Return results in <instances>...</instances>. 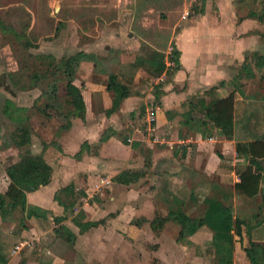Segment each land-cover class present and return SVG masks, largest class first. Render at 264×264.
<instances>
[{
    "label": "rangeland",
    "instance_id": "1",
    "mask_svg": "<svg viewBox=\"0 0 264 264\" xmlns=\"http://www.w3.org/2000/svg\"><path fill=\"white\" fill-rule=\"evenodd\" d=\"M100 1L105 3L104 7L97 6ZM115 2L0 0V6L6 7L3 16L6 30H0V100L3 96L19 100L14 102L17 106L12 104L7 109L10 120L0 113V151L17 141L15 134L21 127L30 130V143L42 149L47 145L57 149L65 125L75 117L72 118V108L66 104L65 78L55 72L54 67L61 59L91 44L101 54L93 53L97 59L95 70L88 73L84 67H79L74 69V78L104 84L106 75L115 73L119 81L127 85L130 94L140 98V104L137 103L131 113L114 120L121 125L114 138L128 139L126 143L130 144L133 142L131 132L135 129L138 137L154 141L157 147L164 145L160 142L165 138L173 149L179 150L181 145L174 134L165 136L161 130L155 133L148 128L152 123L151 114L159 105L161 88L172 78L169 74L153 77L150 61L156 51L163 52L165 66L173 67L167 59L172 48H176L174 38L190 20L197 22L198 36L193 43L203 50L202 65L206 57L214 63L203 71L204 75L210 80L220 75L223 81L222 84L212 82L206 91L187 98V103L194 102L195 96H206L204 100L208 102L233 93L232 140L240 144L264 140V67H254L257 57L264 56V0H118L117 4L122 6L113 7L111 4ZM51 4L55 6L58 22L52 19ZM182 16L187 19L185 23ZM162 30L168 32V39L160 38ZM99 34L108 38L114 34L118 38L114 48L109 47L111 43L108 45L107 40L98 44L96 36ZM129 35L143 40H139L136 56L142 62L137 67L117 62L122 48L125 47L126 54L134 51L135 45ZM229 40L234 44L244 42L249 49L243 54L242 63L235 61V67L226 72L222 67L225 57L221 56L219 48L227 52L231 47ZM214 48H218V52L210 56L204 53ZM243 66L252 72V78L245 77L247 72ZM53 84L55 96L51 91ZM2 107L0 102V110ZM125 107L129 108L130 104ZM79 120L76 121L79 123ZM104 131L110 133L112 130L107 127ZM204 131L207 139H223L211 126ZM64 141L69 150L78 145L68 137ZM25 149L29 147H23L20 153ZM85 149L93 152L96 147L81 151ZM139 152L145 156L147 151L140 148ZM81 153L65 160L69 178L65 185L71 186L77 194L71 199L73 213L84 208L91 220L111 215L104 218L106 227H97L84 235H78L77 229L67 222L75 234L74 244L70 246L60 241L50 247L60 258L57 264H218L225 258L227 245L220 241L213 244L207 229L202 228L194 241L176 242L178 226L170 220L159 223V218H166L168 211L176 209L188 218H201L205 211L204 199L221 201L231 208L235 219L244 223L241 237L233 236L230 264H248L243 248H247L249 242L264 243V167L259 192L252 198L238 196L229 183L231 180L220 184L215 175L184 173L185 184L172 185L168 177L157 175L151 181L128 186H118L109 180L96 187L98 183L85 182L83 165L70 166V162L80 159ZM52 167L56 182L57 168ZM102 178L107 179L106 174ZM82 190L88 194L85 199L79 197ZM44 247L34 245L32 251L26 253L31 264H51Z\"/></svg>",
    "mask_w": 264,
    "mask_h": 264
},
{
    "label": "crops",
    "instance_id": "2",
    "mask_svg": "<svg viewBox=\"0 0 264 264\" xmlns=\"http://www.w3.org/2000/svg\"><path fill=\"white\" fill-rule=\"evenodd\" d=\"M79 1L83 3L88 0ZM53 2L56 1H52L51 3ZM117 2L118 0L111 5L113 7L122 6V4H117ZM51 5H53V18L52 16L51 18L53 21L58 22V14H54L56 11L55 6L54 4ZM97 6L104 7L105 3L100 1ZM5 10V6H0L1 24L5 22V18L3 17ZM118 13L119 12H117V14ZM181 20L183 22L187 21L184 16L181 17ZM186 23L188 25L183 27L175 36V43H173V46L175 45L176 47L175 50L179 53V70L169 75L172 76L171 82L164 84L161 88L162 94L158 101L159 105L154 108L151 114L152 125L150 126L148 124L149 130L155 133L161 130L165 136L167 134H174L177 143L181 145L179 150L173 149L170 145L171 142L166 141L165 138H161L160 142L164 143V145L157 147L154 141L150 142L144 140L141 135V138L138 137L139 132L135 129L131 132L133 142L127 145L122 144L121 140L119 141L114 138L116 136L115 131L121 128V125H117L114 120H117L119 117H124L126 113H131L137 106V103L140 104V98L130 95L121 102L119 109L115 113L106 117L104 112L110 108L111 96L105 91V83H96L90 80L81 81L79 78L75 77L72 84L80 91L84 105V119L83 121L77 118L70 120V126L66 128L63 135L60 137L57 149L48 145L42 149V146L39 148L36 144L30 143V130H28L29 152L33 155L40 156L49 165L51 168V175L47 185L39 187L33 192L24 193L23 210H19L18 208L11 209L8 201H4L1 205L0 264H31L32 261L30 262L25 255L32 251L34 245L45 246L43 251L47 248L44 253L47 254L46 257L49 259L48 261H51V264H57L60 258L50 247L56 243H60V241L68 243L65 238L66 236L61 237L55 233L58 227H63L73 236L72 243H68L70 246L74 244L75 234L68 227V223L72 228L77 229L78 235H84L97 227L101 229L102 227H106L104 225V218L110 217L109 215L111 214L91 220V218H88L91 216H88L84 208H79L76 213H73L75 210H73L74 204L71 199L75 196L76 190H73L75 193L73 192L70 197H67L65 194L58 195L60 203L55 200V195L59 190L71 187L65 185L66 181L69 180V178H67L68 173H66L68 163H65V160L68 159L69 156L75 157L82 143H85L89 148L95 146L96 149L93 152H87L86 149L85 151H80V153L82 152L79 159L81 162H79V160H74L70 162V166L75 167V165L78 164L83 165L85 182L98 183L96 187H99L100 183H108L109 180L118 186H128L130 184H136L137 182H144L145 180L151 181L152 178H156L157 175L168 177V183L172 185L175 183L185 184L187 180L183 177L184 173L193 176L215 175L220 184L222 182L227 183L231 180L229 183L233 186L238 182V175L245 169L247 159L245 154L236 152L235 142L233 140L203 138L199 131L191 129L189 126L183 124V115L188 110L187 98L196 95V93L200 94L206 91L208 85H211L214 81H219V83L223 81L220 75H217L214 80H210L208 76L204 75L203 71L208 70L214 64L213 60H207L206 57V61H204V65H202L201 54H203V50L199 49L196 43H193L198 36V33L195 31L197 22L195 20H190ZM98 24L97 27L101 26ZM159 33H161V39L166 37V39H168V32L165 31L164 33L162 30ZM231 37L233 36L231 35ZM129 38L133 39V45H135L134 51L133 53L130 52L131 54H126L124 52L125 47L122 49L120 48L121 51L118 52L117 62L119 65L126 64L128 66L137 67L142 62L141 58L136 56L140 44L139 40H143L135 35H129ZM117 39L118 38H115L114 34H111L109 38L106 36L102 37L100 34L96 36L98 44L107 40L108 45L111 43V46H109L111 48H114L113 44L115 45L116 42L114 41ZM128 39L127 43H130ZM228 44H230L231 47L225 53L223 49L221 50L219 48V53H222L221 56L225 57L222 58L224 62V66L222 67L225 68L226 72L235 67V61H243V54L249 49L244 42L240 41L234 44L229 40ZM91 46L92 44L85 47L86 49L76 52L90 57V60H80L75 67L76 70H78L79 67H84L88 73L95 70L97 59L93 53L98 55L101 54L99 51L95 50L96 48ZM216 50L218 52V48H214L210 52L205 50L206 52L204 53H208L210 56ZM156 52L163 55V52ZM217 62L220 63V59L217 60ZM241 63L242 62H240V64ZM206 66H208V68ZM214 91L217 92V90ZM205 97L203 99H205ZM220 98H223V96ZM0 102L3 105L0 113L10 120V114L7 109L12 104L17 106L18 104L14 102L18 103V98L3 96ZM127 103L130 104L129 108L125 107ZM76 120H79V123ZM107 127H110L112 130L111 136L105 142L98 143L100 135ZM199 130H201V128H199ZM67 137L70 138L73 143L78 144L75 146L74 150L67 149L64 141ZM125 140L128 141V139ZM22 148L23 147L17 148L13 141L12 144L5 146L4 149L0 151V198H4V193L10 182L5 170L8 166L19 160ZM140 148L147 151L145 156L140 154ZM2 152L6 153V155L4 154L5 157L2 155ZM129 157L131 160H129ZM52 165L57 168L56 182L54 181L55 170ZM123 171L140 172L141 176L135 182L129 183L128 185H121L113 182V178ZM105 174L107 179L102 178ZM61 183H64V185ZM84 191L85 190L81 191L84 197H81L79 194L81 199H85L86 195L88 196L87 192L85 191L84 193ZM54 219H58V221L55 222ZM74 221H78L81 224L90 222L94 225L81 231ZM202 228H200L193 237L187 240L194 241ZM208 233L211 234L209 230Z\"/></svg>",
    "mask_w": 264,
    "mask_h": 264
},
{
    "label": "trees",
    "instance_id": "3",
    "mask_svg": "<svg viewBox=\"0 0 264 264\" xmlns=\"http://www.w3.org/2000/svg\"><path fill=\"white\" fill-rule=\"evenodd\" d=\"M0 30L5 31L6 28L0 23ZM179 53L175 48L168 55V62L173 64V67H166L163 62L161 54H155L151 59L152 66L151 74L157 78L161 74L171 75L179 70L178 63ZM90 60V57L81 53H76L66 59H61L54 67L55 72H60L65 78L64 95L66 104L72 108V118H78L81 121L84 119V105L80 91L72 84L74 79V69L80 60ZM255 68L264 67V56L257 57V62L254 64ZM243 70L246 71L247 78H252L253 74L245 66ZM221 83V82H220ZM222 84V83H221ZM53 95L56 93V86L51 85ZM105 91L111 96V105L104 114L106 117L115 113L121 102L129 97L130 91L124 83L120 82L117 75L109 73L105 82ZM55 96V95H54ZM55 98V97H54ZM233 93H229L223 98L210 100L206 102L203 98L196 97L194 102H188V110L183 115V124L189 126L191 129L199 131L201 137H205L204 128L211 126L215 129L218 135L224 140H232V116H233ZM152 125V123H151ZM70 126V122L65 125V128ZM201 128V130H199ZM111 133L103 132L98 140V143L105 142ZM14 145L17 148L29 145V132L26 128H18L16 131ZM121 143L127 145L126 140L122 139ZM88 147L85 143L80 145V154L82 148ZM235 150L237 153L246 155L247 164L243 172L238 175V182L233 185L235 193L244 198L254 197L260 189L262 170L264 167V140H254L247 143H235ZM6 174L10 180L4 198H0V207L4 201H8L11 209L18 208L23 210L24 207V193H29L43 187L49 183L51 168L49 165L37 155H33L28 149L20 153L19 160L6 168ZM140 172L123 171L113 178V182L121 185H128L140 178ZM65 194L67 197L72 196V187H66L56 193L55 200L60 203L58 195ZM84 197L82 192L79 193ZM205 211L201 218H188L180 209L170 210L167 212L166 218H159L161 225L162 221L170 220L178 226V232L175 241L181 242L184 239L191 238L202 227L207 228L211 232V240L213 244L222 242L227 245L224 250L225 258L219 260L218 264L231 263V247L233 243V236L241 237V227L244 223L235 219L232 215L231 208L224 205L221 201L216 199H204ZM71 206V205H70ZM55 222L58 219H54ZM81 231L92 227L94 224L86 222L84 224L74 221ZM159 224L155 223V226ZM58 236H66V241L72 243L73 236L67 232L63 227H58L55 230ZM243 253L248 264H264V243L249 242L247 248H243Z\"/></svg>",
    "mask_w": 264,
    "mask_h": 264
}]
</instances>
